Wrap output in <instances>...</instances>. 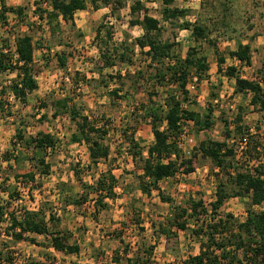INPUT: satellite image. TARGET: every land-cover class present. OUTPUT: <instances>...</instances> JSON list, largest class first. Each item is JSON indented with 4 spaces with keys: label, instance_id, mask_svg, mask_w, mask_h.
<instances>
[{
    "label": "rangeland",
    "instance_id": "obj_1",
    "mask_svg": "<svg viewBox=\"0 0 264 264\" xmlns=\"http://www.w3.org/2000/svg\"><path fill=\"white\" fill-rule=\"evenodd\" d=\"M134 1L122 0L123 8L112 15L109 8L102 6V0H97L95 5L88 3L85 10L76 12L72 24L62 19L48 24L45 18L39 21L34 15L33 0H5L7 7H22L23 14L16 17L8 13L9 29L0 27V43L4 39L13 43L16 35L32 37L35 51L31 68L37 88L27 95L24 102L9 94L8 105L0 114V155L11 156L9 163L0 160V204L6 206L8 192L14 196L17 194L20 199L11 203L9 208L13 211L40 207L48 213L53 208L60 219L58 229L68 231L72 235L69 242H79L82 250L88 249V245L101 250L113 244L118 245L120 251L127 247L131 252L130 258L138 257L139 264H181L188 257L199 254L206 239L203 235L200 238L194 236L191 231L205 227L210 215L196 219L180 218L179 221H185L188 229L182 231L170 227L169 238L161 236L159 223L168 229L165 224L167 219L179 213L175 207H179L180 211L189 200L202 199L210 211L209 205L215 200L219 184L224 185L225 191L231 192L228 176L236 171L264 167L261 146L256 151L253 149L264 141V112L250 105V92H236L234 79L223 73L226 68L234 67L241 78L259 82L264 89V79L261 78L264 64V0H174L167 7L186 10V13L171 20L164 19L166 6L162 0H139L148 15L159 21L157 39L173 44L174 57L182 61L187 50L195 48L196 57L206 59L207 70L196 72L190 68L185 96L176 85L171 86L166 80H155V69L159 65L153 64L135 44L143 32L140 27L129 25V7ZM40 7L48 8L44 3ZM186 22L203 25L207 29L205 38L195 42L191 30L182 28ZM96 32L99 37H96ZM242 44L250 47L249 65L240 64L229 56ZM100 49L111 57L113 66L103 65ZM122 53L126 54L123 62L118 59ZM60 57L65 60L63 66L58 60ZM218 58L224 59L221 73L217 70ZM170 62L173 59L165 60L166 64ZM13 79H16V73H1L0 86L9 85ZM114 90L116 95L111 93ZM152 93L155 95L152 96ZM168 93L181 101L188 99L182 103L183 108L196 114L200 121L208 115L211 123L209 128H198L190 120L189 133L193 143L187 148L189 154L176 149L177 153L171 155L170 159L177 163L179 170L173 177L159 183L162 195L171 199L170 204L162 203L157 191H151L149 196L140 191L143 162L133 158L138 153L147 157V149L154 138L146 110L162 105L158 114L163 116ZM67 97L72 99L68 108L75 105L80 116H87L100 130L106 131L99 139L109 149L106 160L93 164L86 144L72 142L71 137L77 128L66 111L52 116L56 109L54 102ZM208 109H211V114H208ZM237 117L241 121L237 123L238 127L247 129V134L235 130ZM226 125L231 131L227 139ZM165 128V124L160 126L161 130ZM16 129L26 138L38 132L55 137L57 144L45 158L51 165L47 176L40 177L35 172L34 163L30 160L32 150L22 143L18 144ZM206 141L225 142L234 150L235 156L227 158L223 170L201 156L198 147ZM248 142L250 147L246 146ZM189 159L194 170L186 175L180 163ZM229 164L230 169L226 167ZM109 170L116 179V194L113 199L105 200L109 203L106 209L94 215L93 198L96 194L91 193L81 207H70L66 212L59 210L58 183H67L73 187V193H78L82 187L76 181L75 173H79L86 185H94ZM29 172H35V182L22 186V179H14ZM37 185H40L39 188ZM248 201L246 197L227 199L219 210L220 215L230 214L242 222ZM261 208L253 209L259 211ZM8 224L0 222V250L4 257L9 252L14 264H86L89 260L84 258L86 253L83 251L77 257L55 256L25 242H9L3 234ZM95 249L89 248L91 256L97 253L98 249ZM46 254L50 257L42 259L41 255Z\"/></svg>",
    "mask_w": 264,
    "mask_h": 264
},
{
    "label": "trees",
    "instance_id": "obj_2",
    "mask_svg": "<svg viewBox=\"0 0 264 264\" xmlns=\"http://www.w3.org/2000/svg\"><path fill=\"white\" fill-rule=\"evenodd\" d=\"M97 0H33L35 6L34 15L39 21L46 19L48 24L57 23L59 19L65 22L73 23V16L78 11L86 9L87 4L95 5ZM185 1V0H184ZM174 0H162L166 6L163 10L165 20H171L185 15L186 10L178 8H168ZM46 4L48 8L42 9V4ZM102 6L110 9V14H114L117 10L123 8L122 0H102ZM96 7V6H95ZM8 13L14 14L16 17H21L23 14L22 7H7L5 0H0V27L9 29ZM129 25L131 27L138 26L141 28L143 35L135 40V44L140 51L146 55L153 64L159 65L155 70V80L157 82L167 81L169 84L176 85L180 93L186 95L185 88L187 77L190 68H194L196 72L207 70L206 59L203 56L196 57L197 51L195 48H189L186 52L184 60H179L172 53L173 44L162 42L157 39L160 32L159 21L147 13V9L139 1L135 0L129 7ZM183 29L191 30V35L195 42L205 38L207 29L203 25L184 23ZM11 30V27H10ZM9 32V31H8ZM53 34V29H51ZM10 34V33H9ZM96 37L99 34L96 32ZM35 45L32 37L29 35H16L13 37V43L9 39H4L0 43V74L1 73H16V79H13L9 85L0 86V114L3 113L4 106H7L8 95L11 94L15 99L24 102L28 94L32 93L37 88L35 78L32 73L31 65L34 60ZM127 52V49H125ZM100 56L103 65L113 66L111 57L105 55L100 49ZM232 59L237 60L240 64L249 65L251 60L250 47L248 45H239L235 51L229 53ZM126 54L122 53L118 56L119 61H125ZM173 62L165 63V60ZM63 66L65 60L58 58ZM223 58H218L217 70L222 72ZM228 78L234 79L235 91L238 93L250 92L252 97L250 105L264 112V89L259 82L250 81L241 78L234 67H228L223 71ZM261 78L264 79V64L261 71ZM116 95V91L111 92ZM155 93H152L154 96ZM150 95V103H152ZM176 99L175 95L168 93L164 100L166 111L163 116L158 114L162 105L158 107L148 108L146 116L150 119L151 132L154 142L147 149V157L142 154L134 155V160L138 158L143 162L140 177V191L149 196L151 191H157L159 199L162 203L170 204L171 199L164 197L160 191L159 183L173 177L178 172V165L170 159L173 152H176L172 143H169V138L176 136L180 130V120H193L198 128H209L211 123L208 115L203 121L198 120V116L187 108H183L182 103L187 102ZM69 102L72 99L69 97L58 99L54 102L55 110L53 117L58 116L64 110L69 115L70 120L75 123L77 131L71 137L72 142H84L87 146L88 157L93 164L101 159L106 160L109 156V149L102 145V138L106 131L100 130L95 124L89 121L87 116H80L75 105L68 108ZM45 107V105H42ZM42 107V108H43ZM211 114V109H208ZM241 122L237 117L235 130L241 134H247V129L238 127L237 123ZM165 124L166 128L161 130L160 126ZM226 124V123H225ZM95 135V136H94ZM18 144H23L27 149L32 150L31 161L34 163L35 172L41 176H47L50 172L51 165L46 161L47 152L54 150L57 141L50 133L38 132L35 136L24 137L22 132L16 129ZM226 139L231 136V131L225 130ZM246 146L250 147L249 142ZM261 146V147H260ZM261 148L264 152V141L259 146L256 145L253 149ZM198 150L201 156L211 160V162L222 170L225 168L227 158L233 159L235 156L234 150L227 146L225 142L206 141L200 143ZM255 150V151H256ZM179 157L178 154L175 155ZM11 156L0 155V160L10 162ZM252 158V157H249ZM166 159V162L163 160ZM14 160L17 161L16 157ZM184 174L188 175L193 172L194 168L191 159L181 162ZM179 164V165H180ZM230 169V164L227 165ZM263 166L252 167L244 171H236L234 175L229 177L228 183L232 187L231 192L224 189V185L219 184L215 193V200L210 203V211L205 207L202 199L189 200L186 207L174 215L172 219H167L165 222L168 229L163 228V223H159L161 236L169 238L170 227H175L178 230H187L185 221H179L180 218H199V216L210 215V221L204 225L202 229L191 231L198 238L202 235L206 241L201 244L200 252L196 256H190L181 264H264V171ZM35 172H29L23 175L16 176V181L22 179V186L28 183L35 182ZM75 173L76 181L82 187V191L73 193V187L67 183H58L57 200H59V210L66 212L70 207H81L89 199L91 193H95L94 215H97L101 210L107 208L105 200L115 197L116 179L111 174V170L107 174L102 175L94 185H86L82 179ZM19 184V183H18ZM40 185H37L39 188ZM33 188V187H31ZM28 189V194L31 192ZM5 192V190H3ZM16 196V197H15ZM12 195L7 192V201L5 205L0 204V222H9L4 229L3 234L9 242H28L36 245V241L30 238L29 234L46 235L48 236L50 246L66 255H77L79 246L70 243L72 235L66 230H59V217L52 210L45 212L42 208L29 210L23 208L19 211L11 210L10 205L14 201H20L18 195ZM30 196V195H29ZM246 197L248 198L246 216L242 222L235 220L232 215L226 214L224 217L220 215L219 210L224 202L230 198ZM62 200V201H61ZM254 207H262L259 211H255ZM58 210V211H59ZM18 212V213H17ZM234 223V224H233ZM165 226V225H164ZM143 230V229H141ZM39 245V244H37ZM152 252V248H150ZM125 255L131 252L127 247L123 248ZM4 257L3 251L0 250V264H14V260L6 253ZM49 255H45L46 260ZM118 263L119 259H115ZM139 258H127L126 264H139ZM23 264H37L23 263Z\"/></svg>",
    "mask_w": 264,
    "mask_h": 264
},
{
    "label": "crops",
    "instance_id": "obj_3",
    "mask_svg": "<svg viewBox=\"0 0 264 264\" xmlns=\"http://www.w3.org/2000/svg\"><path fill=\"white\" fill-rule=\"evenodd\" d=\"M242 45H245V44H242ZM107 205H109V203L107 202ZM95 210V208H93V211ZM58 228H60V227H58ZM57 228V229H58ZM64 230V229H63ZM30 238H33V239H35V241H36V245H32V244H29L28 242H25V243H28V245H31V246H38L39 248H42V249H44L45 251H48L49 253H51V254H54L55 256L56 255H58V254H62L64 257L65 256H72L73 257V255L75 256V257H77V256H81V251H83V253H86V255L84 256V258L85 259H89V260H87L85 263L86 264H123L124 262H125V264H126V260H127V258H130V255L129 254H127V255H125L124 253H123V251H120V249H119V246L117 245V246H115V245H113V244H110V245H108L107 247H105V248H103V249H101V250H99L97 247H92V245H88L87 246V248L88 249H86V250H82V248H81V246L82 245H80V243L79 242H76V244L79 246V253L77 254V255H75V254H73V255H71V254H69V255H66V254H64V253H61V252H58V251H56V250H54L51 246H50V242H49V237L48 236H46V235H36V234H29L28 235ZM37 239V240H36ZM39 239H42L43 241L40 243V242H38V240ZM103 239V238H102ZM89 240V239H88ZM99 242V241H98ZM37 243L39 244V245H37ZM102 244H103V242H102ZM43 247H46V248H43ZM89 248H90V250H92V249H98L97 250V253L94 255L93 254V256H91V254H89V252H90V250H89ZM110 248V249H109ZM95 249V250H96ZM93 253H95L94 251H93ZM45 255H41V258L43 259H45V257H44ZM50 256V255H49ZM41 258H39V259H41ZM114 258L116 259H119V262L118 263H116L115 262V260H114ZM43 262H44V260H43Z\"/></svg>",
    "mask_w": 264,
    "mask_h": 264
},
{
    "label": "built area",
    "instance_id": "obj_4",
    "mask_svg": "<svg viewBox=\"0 0 264 264\" xmlns=\"http://www.w3.org/2000/svg\"><path fill=\"white\" fill-rule=\"evenodd\" d=\"M191 123L192 122L190 120H180L179 132L176 136L169 138V143H172L175 149L181 150V152L186 155L189 154V150H187V148L191 147V144L193 143L192 136L189 133ZM164 160L166 161V159Z\"/></svg>",
    "mask_w": 264,
    "mask_h": 264
}]
</instances>
